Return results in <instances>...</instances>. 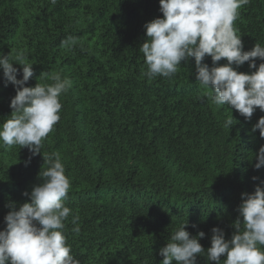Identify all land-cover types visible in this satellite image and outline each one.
Returning a JSON list of instances; mask_svg holds the SVG:
<instances>
[{
  "label": "trees",
  "instance_id": "16d2710c",
  "mask_svg": "<svg viewBox=\"0 0 264 264\" xmlns=\"http://www.w3.org/2000/svg\"><path fill=\"white\" fill-rule=\"evenodd\" d=\"M159 8V0H0V53L22 49L34 63L26 86L50 83L39 78L45 73L72 81L41 154L0 146V229L6 205L29 200L22 193L47 167L42 155L58 152L71 183L65 205L80 229L70 215L63 234L80 264H161L159 249L186 220L191 235L205 233V249L214 226L231 238L241 193L264 187V167H253L264 139L252 131L264 112L246 120L213 104L211 89L195 80L194 58L171 78L145 77L144 24L162 16ZM233 26L243 50L264 46V0L242 6ZM69 36L71 48L62 45ZM204 63L212 66L211 58ZM13 66L21 78L22 66ZM233 67L255 71L248 62ZM14 95L0 70V122ZM231 115L236 123L227 128ZM197 264L215 262L201 254Z\"/></svg>",
  "mask_w": 264,
  "mask_h": 264
},
{
  "label": "clouds",
  "instance_id": "9594fccd",
  "mask_svg": "<svg viewBox=\"0 0 264 264\" xmlns=\"http://www.w3.org/2000/svg\"><path fill=\"white\" fill-rule=\"evenodd\" d=\"M57 0H51L55 4ZM250 0H159L162 16L144 24L146 39L140 45L145 57L148 79L157 76L171 78L181 62L194 58L195 80L217 106L228 105L246 120L259 108L264 112V62L256 65V59L264 61V46L255 43L250 50H243L241 35H237L234 22L239 9ZM76 40L69 36L62 45L71 48ZM206 56L212 66L204 63ZM222 59L226 63H218ZM22 66V77L17 78ZM248 62L249 73L239 72L233 65ZM34 63L28 62L26 53L17 50L14 56L0 53V70L5 86L15 89L10 99L11 113L0 122V146L26 147L31 156L41 154L43 141L60 120L61 94L67 93L72 81L62 78L60 73L41 74L44 81L35 86H26L33 77ZM236 123L232 117L226 119L225 127ZM264 139V116L253 125ZM31 156L25 161L27 166ZM47 164L38 173L39 182L30 192L22 193L29 200L19 204L10 201L9 211L4 216L5 227L0 229V264H80L72 254L63 234L65 221L71 215L74 232H79V215L73 214L65 205L71 188L69 177L60 154L42 155ZM43 163V164H44ZM253 167H264V145L256 153ZM253 180L258 179L253 177ZM238 206L239 218L232 227L231 238L225 239L223 229H211L210 246L205 249L198 238L187 230V220L170 234L165 246L159 249L161 264H197L203 254L207 261L221 264H264V187L257 185L251 193H241ZM242 218V219H241ZM193 227H196L193 225Z\"/></svg>",
  "mask_w": 264,
  "mask_h": 264
}]
</instances>
